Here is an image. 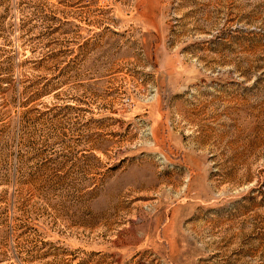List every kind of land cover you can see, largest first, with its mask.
Instances as JSON below:
<instances>
[{"label":"rangeland","instance_id":"obj_1","mask_svg":"<svg viewBox=\"0 0 264 264\" xmlns=\"http://www.w3.org/2000/svg\"><path fill=\"white\" fill-rule=\"evenodd\" d=\"M0 264H264V0H0Z\"/></svg>","mask_w":264,"mask_h":264}]
</instances>
